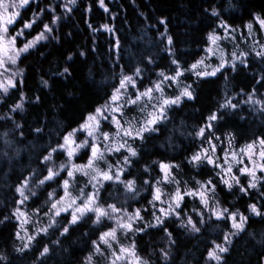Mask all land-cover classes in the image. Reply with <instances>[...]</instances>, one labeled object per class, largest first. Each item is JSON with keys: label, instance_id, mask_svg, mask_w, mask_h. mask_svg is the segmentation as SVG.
<instances>
[{"label": "snow or ice", "instance_id": "1", "mask_svg": "<svg viewBox=\"0 0 264 264\" xmlns=\"http://www.w3.org/2000/svg\"><path fill=\"white\" fill-rule=\"evenodd\" d=\"M98 2L105 11L108 10L105 0ZM73 3L75 0H68L58 6L70 12L72 9L69 5ZM31 4L32 0H0V99L6 103L12 90L19 91L20 94V102L13 103L8 114L0 119L6 122L11 120V131H18L21 138H26L23 126L15 122L13 115L18 110H23L22 101L26 98L24 92L20 91L25 81L24 69L19 67V63L26 59L24 54L31 55L30 50H38L41 41L56 39L51 34L54 32L53 25L60 19L52 4L41 7L39 0H36L37 11L33 12L30 18H24L21 10H26ZM208 11L209 9H205V12ZM50 13V20L44 22V16ZM210 13V19L215 18L218 22L207 32L204 54L199 59L185 67L187 62L182 63L175 52L174 38L167 34V22L162 17L159 23L165 27V31L160 33V36L166 37L164 51L168 53L166 59L170 61L167 70L160 68L155 71L154 78L146 77L144 73L146 70H152L150 66L158 67L151 54L143 57L134 69L125 70V67L121 66L118 79L113 75L114 83L110 86V91L105 87L102 103L86 102L84 107L79 108L78 118L73 121L75 127L64 125L63 130L57 128L55 142L49 141L46 146L39 147L36 168L29 171L27 176L17 178L13 194L15 206L9 215L0 219V224L10 223L13 218L17 221L15 231L10 234L14 241L21 242L19 245L14 243L13 250L16 253L27 256L28 252L32 251L36 253L32 264H46L53 247L62 243L61 237L66 238L74 228L87 225L90 221L85 236L89 232L96 233L99 228L105 230L99 231L96 238L91 240L90 253L85 257L86 264H93L97 255L102 257L106 264H149V261L138 253V240L156 233H163L162 238L167 241V246L159 249L160 258L165 264H171L172 246L176 244L173 231L170 230L171 224L179 221L178 227L185 232L199 234L208 220L215 217L224 223L230 221V227L224 231L222 240L218 242L213 239L210 242V246L206 248L205 264H211L213 261L215 264H227L225 254L230 251L232 237L247 231L246 224L250 216L240 209L225 207L216 199V178H219V183L227 189L228 194L238 190L241 199L244 196L251 199L253 189H264V134L253 138L241 146L239 151H235L232 148L234 134L226 132L224 135L228 138L229 147L223 149L221 156L219 153L223 145L221 143L218 146L216 141H222L223 136L216 133L220 122L229 112L237 115L235 110L239 109L240 103L252 107L259 105V112L264 116V97L257 98L259 88H264V75L256 81V86L250 92L241 88L239 93L234 94H243L247 97L246 100L238 103L234 102L233 96L225 95L216 110L210 111L207 117L203 118L204 123L189 133L199 138L200 146L187 157V163L202 172L205 169L207 172H213L215 176L183 180L177 171L181 168L180 164L172 160H158L153 161L151 165L144 164L145 178L141 189H138L137 178H124L130 175L129 170L141 156L137 142L139 141L142 147L146 140L152 138V134L161 130L163 122L169 119V112L196 98L193 83L183 82L188 79L186 73L194 75L197 82H207L204 78L227 73L229 66L236 71L237 63L247 68V58L252 53L264 62V40L254 36V32L258 36L259 32L264 30V9L250 12V18L244 25L248 34L243 39L252 38L250 51L239 50L241 37L235 35L237 29L225 19L219 18L220 13L216 7H210ZM16 24H20V27L13 33L12 28ZM103 27L112 31L107 24ZM37 28L40 30L36 31ZM32 32L36 34L32 35ZM225 41H236L230 53L223 46ZM119 44L117 40V49ZM40 55L43 56L44 53L41 52ZM80 55L85 53L82 51ZM68 59H71V54ZM212 59L218 62L215 65L208 63ZM59 75L70 76V66L64 67ZM224 78L228 80L227 75ZM41 83L45 87L49 85V81L43 77ZM167 89H172V93ZM74 99L79 100L80 97L74 96ZM35 100L39 102L41 97L36 96ZM46 129L47 123L34 129L38 140L44 139L43 133ZM3 135L7 137L9 132L6 131ZM48 135H52L51 130ZM11 143L5 140L7 146L10 147ZM16 143H23V139L17 140ZM112 156L118 157L115 163L111 162ZM57 159L60 160L59 163ZM77 160L82 162L77 163ZM156 165L159 172L153 177L152 172ZM237 166L239 174L234 171ZM245 177L246 184L242 182ZM81 179H84L85 183L79 187L78 192L74 191ZM52 184L56 187L51 188ZM121 185L125 200L119 199L120 193L117 191L114 197L110 194L113 202H108L103 192L110 186L119 190ZM140 190L151 192V199L147 200L150 210L147 207H137L129 211L125 206L127 198L139 196ZM42 196L44 199L40 202ZM188 197H192L193 202L198 199L200 207H193L190 212L186 210ZM259 197L262 203L259 206L256 202L249 203L247 209L251 215L264 220V191H259ZM29 202L36 206L30 207ZM205 209L208 220L205 219ZM63 213L68 215L63 216ZM149 214L151 220H145ZM44 220H47V223H44ZM33 223L35 227L30 231ZM50 233L59 235L57 239L49 240L41 246V241ZM121 233L125 239L128 236L133 237L130 243H121ZM0 261L11 264L9 257L3 253H0Z\"/></svg>", "mask_w": 264, "mask_h": 264}, {"label": "trees", "instance_id": "2", "mask_svg": "<svg viewBox=\"0 0 264 264\" xmlns=\"http://www.w3.org/2000/svg\"><path fill=\"white\" fill-rule=\"evenodd\" d=\"M39 2L41 7L52 4L56 8L55 14L60 19L53 25L54 32L51 34L56 39L41 41L38 50H30L31 55L24 54L26 59L19 63V67L24 69L25 81L20 91L24 92L26 98L22 101L23 110H18L13 115L15 122L23 126L26 138H21L18 131H11L13 127L11 120L6 122L0 119V219L4 215H9L15 206L13 194L17 178L27 176L29 171L36 168L39 147L46 146L49 141L55 142L57 128L63 130L64 125L75 127L73 121L78 118V110L84 107L86 102L102 103L105 87L107 86L110 91V86L114 83L113 75L115 74L118 79L121 66H124L125 70L134 69L143 57L151 54L156 59L158 67L150 66L152 70H146L144 75L154 78L155 71L160 68L167 70L170 61L166 59L168 53L164 51L166 37L160 36V33L165 31V27L159 23L162 17L167 22V34L174 38V50L182 63L187 62L185 63L187 67L203 55L207 32L218 22L215 18L210 19V7H216L220 13L219 18L225 19L236 29L244 27L250 18V12L264 9V0H105L108 9L105 11L98 0H75V3L69 5L72 9L69 12L58 6L67 3L68 0ZM205 9L209 11L205 12ZM35 11L36 0H32L31 6L26 10H21L24 18H30ZM50 18L51 13L44 16L43 20L48 22ZM105 24L109 25L112 31L105 29L103 27ZM19 27L20 24H16L12 32L15 33ZM35 34L36 32H32V35ZM28 38L31 39V36ZM117 40L120 42L118 49ZM82 51L85 53L83 56L80 55ZM41 52L44 53L43 56L40 55ZM247 59L249 61L247 68L237 64L236 71H233L228 67L227 73L217 74L218 78H204L207 82H197L194 75L186 73L188 79L183 82L193 83L196 98L169 112V119L163 122L161 130L152 134V138L146 140L142 147L140 142H137L141 156L129 170L130 175L124 178H137L138 189H141L145 178L144 164L151 165L153 161L158 160H172L180 164L181 168L177 171L183 180L215 176L213 172H207L206 169L202 172L201 169L193 168L187 163V157L200 146L199 138L189 133L204 123L203 118L207 117L210 111L216 110L225 95L233 96L234 102L238 103L247 99L243 94L238 96L234 94L239 93L241 88L245 92H250L256 86V81L264 75V62L260 58L250 55ZM68 66L71 75L67 77L59 75L63 68ZM225 75L228 76V80H225ZM41 77L49 81L48 87L41 83ZM167 91L172 93V89ZM69 93L73 95L70 96ZM36 96L41 97L39 102L35 100ZM74 96L80 99L75 100ZM261 97H264V88H259L257 98ZM16 102H20V94L15 90L11 91L6 103L0 99V118L5 117L10 106ZM259 108V105L252 107L240 103L239 109L235 110L237 115L229 112L220 122L216 134L223 136V140L216 143L218 146L222 143L221 151L229 147L228 138L224 135L226 132L234 134L233 150L264 134V116L260 114ZM45 123L47 129L43 133L44 139L38 140L34 129L42 127ZM50 130L51 136L48 135ZM6 131L9 135L4 137L3 133ZM6 139L12 142L10 147L5 144ZM20 139H23V143H16ZM158 172L159 168L156 165L152 176ZM216 182L218 184L216 199L220 200L223 206L233 210L240 209L250 216L246 224L247 231L232 237L230 251L225 254L227 264H263L264 220L251 215L247 205L256 202L259 206L262 203L259 191L264 189H253L251 199L248 196L241 199L238 190L236 193L228 194L227 189L219 183L218 177ZM55 187V184L51 185V188ZM117 191L120 193L119 199L124 201L122 185L119 190L115 186H110L103 192V196L108 202H113L110 194L114 197ZM43 199L42 196L40 202ZM148 199H151V192L140 190L139 196L127 198L125 206L129 211L137 207H147L150 210V206L147 205ZM29 206L36 205L29 202ZM193 207H200V204L197 199L193 202V198L188 197L186 210L190 212ZM204 211L205 219L208 220L207 210ZM145 220H151V215H147ZM90 223L89 221L87 225L74 228L71 235L66 238L61 237L62 243L53 247L46 264H86L85 257L90 253L91 240L96 238L99 231L105 230L99 228L96 233L89 232L85 236L84 233L88 231ZM178 224L179 221H176L170 227L176 239V244L172 246L171 264H205L206 248L210 246V242L213 239L218 242L222 240L224 231L230 227V221L224 223L212 217L202 228L201 233L189 234L179 228ZM15 226L14 218L10 223L0 224V253L7 255L11 264H32L36 253L29 251L27 256H23L13 250L14 243L19 245L10 235L15 231ZM58 235L50 233L41 241V246L49 240L57 239ZM162 237L163 233H156L138 240V253L148 260L149 264H165L159 254V249L167 246V241ZM132 239V236H128L127 239L122 236L120 241L130 243ZM103 260L97 256L93 259V264H104ZM0 264L7 262L0 261Z\"/></svg>", "mask_w": 264, "mask_h": 264}, {"label": "rangeland", "instance_id": "3", "mask_svg": "<svg viewBox=\"0 0 264 264\" xmlns=\"http://www.w3.org/2000/svg\"><path fill=\"white\" fill-rule=\"evenodd\" d=\"M256 27L258 28V25H257ZM220 31H221V34H223V30L221 29ZM247 34H248V30H247L246 27H243L242 29H237V30H236L235 35L238 36V37H241V39H240V41H239V50H245V51H250V50H251V47H252V38L250 37V38H248L247 40L243 39V37H246ZM254 36H255V38H257V39L264 40V30L260 31L258 36H256V34H255V32H254ZM234 43H236V41H225V42L223 43V46L227 49V52L230 53V52L233 50V44H234ZM203 54H204V53H203ZM251 55L255 56L254 53H252ZM255 57H256V56H255ZM217 62H218V61H217L216 59H212V60L208 61V63L213 64V65H215ZM237 64H239V63H237ZM229 67H230V66H229ZM230 68H231V67H230ZM210 70H211V69L209 68V71H210ZM0 95H1V94H0ZM129 115H130V114H129ZM239 149H240V148H238V149H234V150H235V151H239ZM220 155H221V156L223 155V151H221ZM61 159H63V158H61ZM117 159H118L117 156H112V158H111V162H112V163H115ZM59 162H60V160L58 159V160H57V163H59ZM77 163H80V162H77ZM249 166H250V165H249ZM234 171H236L237 174H239V172H238V166H237L236 168H234ZM258 174H259V173H258ZM242 182L246 184V183H247V177H245V178L242 180ZM84 183H85V180H84V179L79 180V182L77 183L76 188L74 189V191H77V192H78L79 187L82 186ZM88 190L90 191L91 189L89 188ZM61 194H62V193H61ZM197 201L199 202L198 199H197ZM62 215H68V214H67V213H63ZM14 220H15V219H14ZM33 221H35V217H33ZM15 222H16V224H17V221H16V220H15ZM44 223H47V220H44ZM41 226H43V225H41ZM34 227H35V224L33 223L32 226L29 228V230L31 231ZM122 236H124L123 233L120 234V237H119V238H121ZM20 243H21V242L18 241V244H20ZM121 243L128 244L129 242H122V241H121ZM117 247H118V246H117ZM97 256H99V255H97ZM97 256H95V257H97ZM95 257H94V258H95ZM103 262H104V264H106V261H105V260H103ZM213 262H214V261H213ZM214 263H215V262H214ZM263 264H264V263H263Z\"/></svg>", "mask_w": 264, "mask_h": 264}]
</instances>
